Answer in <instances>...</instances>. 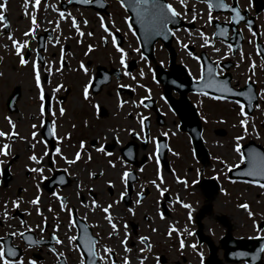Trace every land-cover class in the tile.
I'll return each mask as SVG.
<instances>
[{"label":"flooded vegetation","instance_id":"1","mask_svg":"<svg viewBox=\"0 0 264 264\" xmlns=\"http://www.w3.org/2000/svg\"><path fill=\"white\" fill-rule=\"evenodd\" d=\"M224 2L227 10H211L209 21L206 0H191L206 9L205 22H199V14L189 5L183 4L188 11L174 8L181 13V25L172 30L169 44L155 43L160 45L162 57L155 46L148 57L141 53L133 35L135 26L119 0H28L27 4L25 0H0L5 5L0 9L5 17L0 21V132L5 133L0 148L8 145L0 152V245L14 248L16 257L12 259L21 264L29 260L33 264H80L83 257L88 262L83 243L68 239L79 237L83 230L95 241L92 248L98 259L93 264H141L152 257L161 264L170 263L164 255L151 253L155 243L149 233L150 216L172 217L180 210L176 199L183 202V195H175L176 187L182 183L190 187L191 183L178 171L177 151L183 135L187 140L188 130L196 129V123L203 137L208 117L200 120L199 106L214 99L243 104L244 115L240 106L236 113L250 120L249 125L256 129V140H252L264 147V0ZM232 8L242 20L234 19ZM217 24L226 31H216ZM33 27L35 38L26 37L24 33ZM113 38L127 54L124 67L119 64ZM12 40L21 45L26 64H20ZM25 40L28 45L22 47ZM6 57L17 60V65L10 63L12 71L18 72L10 85L5 80L12 72L3 66ZM205 64L214 70L218 81L244 95L196 89L193 80L200 79ZM42 94L47 99H41ZM142 98L147 107L140 103ZM42 108L47 110L42 113ZM141 117L146 118L143 130ZM214 133L223 135L225 129L216 128ZM244 139L243 143L251 138ZM208 152L206 160L194 163L209 165L213 158ZM32 155L41 160L39 165L29 159ZM37 167L40 173L34 171ZM125 172L129 175L124 176ZM207 174L203 177L197 167L193 175L196 183L192 190L186 188L189 193L185 196L196 192L202 205L195 206L193 216L186 215L191 217L188 232L192 234L185 240L180 233V240L174 242L188 243L194 238L204 247L202 263L197 264H205L207 248L196 239V214L204 204L210 209L202 214H212L217 193L210 189L216 177ZM218 183L217 191L222 187ZM33 199L36 204L30 203ZM19 233H24L23 237ZM52 235L61 243L55 244ZM142 237L146 239L142 241ZM181 252L177 260L191 264Z\"/></svg>","mask_w":264,"mask_h":264},{"label":"rangeland","instance_id":"2","mask_svg":"<svg viewBox=\"0 0 264 264\" xmlns=\"http://www.w3.org/2000/svg\"><path fill=\"white\" fill-rule=\"evenodd\" d=\"M172 3L177 9L184 8L186 11L189 10L186 5L193 7L194 11L199 14V22H205L207 12L202 6L193 5L191 0H181L178 1V3ZM155 49L158 56L162 57L160 56L162 53L160 45H156ZM11 62L17 65L16 58L10 59V57H6V60L3 62V66L12 71L10 68ZM236 69V73L238 75L239 68ZM9 74L10 76L8 79L5 78V80L10 81V85L16 80L18 72L12 71ZM238 108L239 105L236 101L225 102L222 101V99L206 101L204 104L199 106L198 114L200 120L203 121L205 117H208L207 123L203 125V127L206 128L203 131V142H205V146L214 156L209 165L206 163L205 165H202L201 163H194L196 159L187 145V140L184 135L182 137L180 148L177 151L178 161L180 163L178 171L180 170V174L186 178L188 184L191 183L192 185L193 181H196V178L193 175L197 170V167L200 168V171L203 173V177H208L209 174L207 173H212L221 183L220 185L222 187L219 191H217V193H215L212 201V214L204 215L202 217V224H204V227H202L203 233L209 235L216 244L217 240L225 233L226 230L224 225L218 222L220 216L222 215L226 217V223L230 226L231 233L234 237L246 238L256 236L259 233H264V189H261L253 184L234 181L226 177L228 168L234 167L240 162L238 158L240 153H237L234 150L235 144L237 143L235 137H242V140L239 141L240 144L245 141L244 138L256 140L253 136L256 131L255 127L249 125V119L247 122L245 118L239 115V112L236 113ZM228 114L231 116H228ZM242 119L246 121L244 128L247 129V132H245L244 128L240 125V121ZM219 127H223V129H225V133L223 135H217L214 133V130ZM174 160L176 161V159ZM190 169H192L191 172ZM191 185L190 187H187L184 183L177 185L175 195L178 198V193L183 195V202L176 199L177 207H180V210L177 211L174 216L165 218L159 215L150 216L149 233L155 243V250L151 253L154 255H164L167 259H169L170 263L168 264H185L180 260H177L179 251H182L181 253L188 258L189 262L191 261V264L202 263L204 247L198 245L194 238L189 239L191 242H184L185 246L183 248L180 247V243H174L180 240V233L183 234L185 240L188 239L187 233L190 229V221H188L189 218H186V215L190 213V215L193 216L194 209L198 205H202L200 199H196V192H194V194L189 198L188 196H185V194L189 193L186 188H190L192 190ZM189 199L191 201V205H188V208H184L183 205L188 204ZM241 205H247V207H241ZM249 212L252 213L251 216L248 215ZM260 224H262V226H260ZM170 228H174L175 231L170 232ZM172 244H175L176 247H171ZM192 245H195V247H191ZM218 257L224 260L221 250L218 251ZM223 263L244 264L242 262L227 263L224 261ZM141 264L161 263L152 257L149 263L144 260ZM164 264H167V260Z\"/></svg>","mask_w":264,"mask_h":264},{"label":"snow or ice","instance_id":"3","mask_svg":"<svg viewBox=\"0 0 264 264\" xmlns=\"http://www.w3.org/2000/svg\"><path fill=\"white\" fill-rule=\"evenodd\" d=\"M82 3H88L89 0H81ZM207 2V6L209 9V21H211V10L214 7H219V8H228V4L224 2V0H216V3H212L211 0H206ZM25 3H28V0H25ZM5 5L4 4H0V9L4 8ZM33 7H35V5H33ZM132 10L135 13L136 17H137V22L141 25V28L143 30H145V32L148 35H161L163 33L168 32V26L170 23H173L174 18H178L181 13L177 12L174 7L172 6V4L170 3H163L162 0H132V4H131ZM232 13L234 14V19H239L242 20L243 17L240 16L239 11L236 8H232L231 9ZM5 19L4 15L2 13H0V21H3ZM192 19L195 20L196 19V14L193 12V16ZM33 26H36V21L35 18L33 17ZM73 26H75V21H73ZM4 27H7V25L5 24ZM34 27L32 29H29V31L25 32L24 35L27 37L29 35H31L33 38H35V31H34ZM101 28L104 29L105 32H108V29L104 27V23L101 22ZM77 31H79L77 29ZM199 31V30H197ZM89 35H91V33H89ZM133 35H135V33H133ZM200 36L203 37L204 33L200 32ZM9 39H11V36L9 37ZM113 46L115 47V50L117 53H119V64L124 67L125 66V62H126V52L116 46L117 45V41L115 38H113L112 40ZM208 43V40L205 39V44ZM12 44L15 48V52L17 55L20 56V64L24 65L27 63V61L23 58V55L21 54V45H18L17 41L12 40ZM28 45V41L25 40L22 47H27ZM203 47V45H201ZM91 47V46H90ZM182 47H184L182 45ZM215 51H219V49H214ZM133 51L139 52V49H133ZM189 56H192V53L189 52L188 53ZM141 59H146V57H144L143 55H141ZM250 67L252 65H249ZM83 67V66H82ZM32 69L33 72L35 74V83H36V87L37 89H40L41 86V81H40V76H39V72L37 71V64L35 61H33L32 63ZM124 75H130V73L128 71H124ZM139 75L141 77H143L144 73L141 70ZM200 86L204 89L207 88H213L216 91H221V92H230L233 95L236 96H242L244 95L243 92H233L232 89H230L226 84L217 81L215 79V73L214 70L212 68H209L207 70V75H204L203 73L201 74L200 77ZM84 92L85 95L88 92V88L85 87L84 88ZM206 94V93H205ZM41 99H47V97L43 96V94L41 95ZM143 99H141L140 103L143 105ZM133 105H136V101L132 102ZM145 107H147V105H143ZM241 108V115H244L243 109H244V105L240 104L239 105ZM46 108H42V113L44 111H46ZM61 112H63V109H61ZM145 121L146 118L145 117H141L140 119V124H141V130L144 129L145 127ZM9 124L11 125L12 122L9 120ZM246 124L245 120H241L240 121V125L242 128H244ZM132 131V130H130ZM244 131L247 132V129L244 128ZM33 136H35L36 134L33 133ZM5 133L4 132H0V137H4ZM139 138V137H138ZM235 140L237 141V143L235 144V148L234 150L237 153H241L242 149H241V144L239 143L240 140H242L241 136H236ZM118 142V141H117ZM8 145H4L3 148H0V152L3 151L4 148H7ZM81 147H83V144H81ZM56 154L60 153V149L56 148ZM47 155V153H46ZM77 158L79 157V153L76 154ZM239 160L241 161V166H243L244 163L248 164V168L245 171V175L248 176H258V177H264V155H261L259 152H256L254 149H250L247 155V158L241 154L238 156ZM30 160L34 161L36 164H40L41 160L38 159L35 155H32L29 157ZM54 162V161H53ZM69 163H72V161H68ZM35 172L40 173L41 172V168L37 167L34 169ZM124 176L129 175L127 172H125L123 174ZM61 183H63V178H61L60 180ZM193 183L195 184L196 181H193ZM261 188H264V184H260L259 185ZM55 195V193L53 194ZM140 201L138 200L137 203H139ZM30 203L32 204H36L37 200L33 199L32 201H30ZM14 208L17 207V203L14 201L13 205ZM184 208H188L187 204L183 205ZM241 207H247V205H241ZM63 210V207H62ZM38 214H39V210ZM71 211V210H69ZM103 211L108 212V208H104ZM129 211H132L131 209H129ZM249 216L252 215L251 212L248 213ZM5 216H7V213L5 212ZM106 219L108 220L109 224L112 226L113 230L116 229V225L114 223H112V220L110 218V216L106 217ZM189 219H191V217H189ZM23 223V222H22ZM41 231H43V229H41ZM170 232L175 231L174 228H170L169 230ZM188 235H191L192 233L189 231L187 233ZM11 235H16V233H11ZM19 235L21 237H23L24 233H19ZM2 239V238H0ZM69 242L71 243L72 241H75L77 239H79L83 245H84V250L87 251L89 253V261L88 264H93V260H96L98 258L95 257V253L93 251L92 245L95 243V241L92 239L91 236H89L87 234V232L82 230V233L79 237L77 236H70L69 238ZM144 237L141 238V240L143 241ZM51 240L55 243V244H60L61 241L55 236L52 235L51 236ZM30 243H39V242H32L30 241ZM184 242L181 240L180 241V247L183 248ZM191 247H195V245H192ZM262 250H264V246H262ZM52 251H55V249L53 248ZM105 251H108L107 249H105ZM241 255H246V253H241ZM13 257H16V251L14 250L13 247H8L5 248L3 245H0V264H21V261L19 260H14L12 259ZM28 264H33V262L31 260H29ZM80 264H85V260L83 257L80 258ZM127 264V262H126Z\"/></svg>","mask_w":264,"mask_h":264},{"label":"water","instance_id":"4","mask_svg":"<svg viewBox=\"0 0 264 264\" xmlns=\"http://www.w3.org/2000/svg\"><path fill=\"white\" fill-rule=\"evenodd\" d=\"M123 5L126 7V9L130 12L131 19L135 24L136 27V34L139 38V41L142 46L143 53L150 56L152 52V45L153 42L157 39L160 38L164 43L169 44L170 39H169V33H163L159 36L157 35H148L145 30L141 28V25L137 22V17L135 13L132 10L131 4L132 0H121ZM163 3H166L165 0H162ZM172 26L176 25V18H174L173 23H170ZM196 129L194 130H188L192 144L194 147V150L197 155H205V150L204 147L201 143L200 139V128L197 126L196 123ZM254 146L252 142L247 144L244 148L248 146ZM256 147V146H254ZM258 147V146H257ZM249 150H247V154L244 155L247 158ZM248 168V164L244 163L243 166H238L237 168H234L230 171V175L235 176L236 178H247L249 180H264V177H258V176H248L245 175V171ZM216 189V185L214 186ZM200 215H198V219H200ZM199 234V239L200 240H205L210 248V255L207 259L209 264H220V261L215 255L216 247L212 244L209 238L206 236L202 235L200 230H198ZM257 240V243L252 245L253 240H243V239H235L233 238L230 233H228L226 236L223 237L222 239V247L225 249L226 256L228 258L234 259V260H239L241 258L246 259L249 264H256V262L259 260L260 257V251L262 246L264 245V238H259V239H254ZM241 253H246V255H241Z\"/></svg>","mask_w":264,"mask_h":264}]
</instances>
